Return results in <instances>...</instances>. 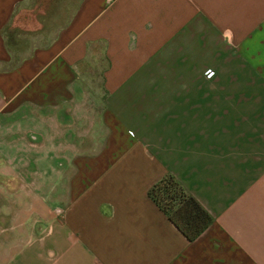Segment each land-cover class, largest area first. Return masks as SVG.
Listing matches in <instances>:
<instances>
[{"label":"crops","instance_id":"obj_1","mask_svg":"<svg viewBox=\"0 0 264 264\" xmlns=\"http://www.w3.org/2000/svg\"><path fill=\"white\" fill-rule=\"evenodd\" d=\"M26 1L0 0V264H264V0H78L31 50ZM169 173L214 218L193 241L149 195Z\"/></svg>","mask_w":264,"mask_h":264},{"label":"rangeland","instance_id":"obj_2","mask_svg":"<svg viewBox=\"0 0 264 264\" xmlns=\"http://www.w3.org/2000/svg\"><path fill=\"white\" fill-rule=\"evenodd\" d=\"M78 0H31L20 5L7 28L13 41L19 40L20 47L31 50L52 39L55 32L71 16ZM108 65L105 44L93 43L88 57L79 65L86 83L93 89H102L104 71ZM203 70L202 76H208ZM198 76L197 73H193ZM201 75V73H200Z\"/></svg>","mask_w":264,"mask_h":264},{"label":"trees","instance_id":"obj_3","mask_svg":"<svg viewBox=\"0 0 264 264\" xmlns=\"http://www.w3.org/2000/svg\"><path fill=\"white\" fill-rule=\"evenodd\" d=\"M149 195L190 241L197 239L214 220L199 199L173 174H166L157 181Z\"/></svg>","mask_w":264,"mask_h":264}]
</instances>
